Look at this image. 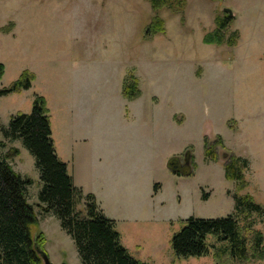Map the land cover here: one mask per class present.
Instances as JSON below:
<instances>
[{
	"label": "rangeland",
	"instance_id": "rangeland-1",
	"mask_svg": "<svg viewBox=\"0 0 264 264\" xmlns=\"http://www.w3.org/2000/svg\"><path fill=\"white\" fill-rule=\"evenodd\" d=\"M226 9L234 17L226 34L239 32L237 44H206L205 34L216 29V18L225 17ZM153 15L147 0H0V63L5 66L0 90L26 70L34 74L31 89L0 97V141L5 144L0 152L19 150L9 162L33 181L28 199L42 222L45 214L33 203L34 197L39 203L41 188L35 158L21 141H5L1 127L9 124L12 115L30 114L36 95L49 100L54 110L58 96L72 93L71 80L81 68L95 77L105 68L113 113H128L122 90L126 77L133 73L145 98L157 96L165 108L183 117L187 114L182 135L185 141L189 137L188 148L196 160L190 177H176L168 183L160 173L156 183L166 181L165 194L171 201L168 212L176 217L173 222L119 226L127 250L149 264H216L214 249L209 256L177 258L171 239L189 217L221 218L234 213L236 183L226 179L222 157L217 162L206 161V136L211 141L221 136L236 156L250 161L245 173L248 187L240 194H249L264 207V0H187L179 13L160 11L166 31L146 41ZM151 116L149 124H154L156 111ZM111 124L116 122L112 119ZM52 132L56 140L63 136L61 121L54 122ZM129 137L128 157L139 150L162 156L165 150L166 142L158 135L148 142ZM252 219L253 229L264 235V216L253 215ZM47 221L45 250L51 264H82L58 218L51 214ZM240 223L244 227L242 219ZM45 225L43 221L41 226ZM40 231L38 224L34 233ZM207 243L210 248L220 246L211 235ZM217 264H264V258L239 263L220 254Z\"/></svg>",
	"mask_w": 264,
	"mask_h": 264
},
{
	"label": "trees",
	"instance_id": "trees-1",
	"mask_svg": "<svg viewBox=\"0 0 264 264\" xmlns=\"http://www.w3.org/2000/svg\"><path fill=\"white\" fill-rule=\"evenodd\" d=\"M147 1L154 15L146 31V39L165 33L166 25L159 16L160 11L170 9L179 13L187 4V0ZM233 19L229 14L223 18L217 17L216 29L205 34L204 42L234 47L239 40V32L230 36L226 34ZM4 74L5 66L0 63V80ZM33 81L34 74L26 70L9 87L0 90V97L27 91L32 88ZM140 94L139 80L130 74L125 79L123 95L131 101ZM230 128L235 129L231 122ZM1 133L5 141H21L35 158L41 185L38 207L43 214H53L58 218L61 229L74 241L82 264H149L135 259L123 246L116 222L104 214L96 197L75 185L67 164L57 155L45 97L36 95L32 112L12 115L9 124L1 127ZM2 147L5 144L0 141ZM204 148L207 162H217L220 157L224 159L225 177L236 183V192L232 195L235 210L233 214L221 218L189 217L184 221L183 228L172 236L174 255L177 258L204 257L214 249L216 264L220 254L239 263H247L251 259L262 260L264 235L253 229L255 222L252 216H264V207L249 194H240L248 187L245 173L250 161L229 151L220 136L215 141L205 137ZM18 154L17 149L4 154L0 152V264H45L42 254L47 255L46 237L41 231L34 233L39 217L28 199V189L33 181L16 172L9 162ZM186 155L194 163L190 149ZM159 189L160 184H156L154 191ZM203 197L207 199L206 195ZM80 205H83V210H79ZM210 235L220 246H208Z\"/></svg>",
	"mask_w": 264,
	"mask_h": 264
},
{
	"label": "crops",
	"instance_id": "crops-1",
	"mask_svg": "<svg viewBox=\"0 0 264 264\" xmlns=\"http://www.w3.org/2000/svg\"><path fill=\"white\" fill-rule=\"evenodd\" d=\"M153 37L145 39L151 41ZM81 69L78 70L79 75L71 80L72 93L58 96L54 110L47 100L52 129L54 122L61 121L64 130L58 140L52 132L56 152L67 164L75 185L86 194H93L104 214L116 222L121 242L129 249L119 226L166 225L176 219L172 212H168L171 201L165 194V182L170 183L176 177L186 178L194 174L192 165L195 164L196 156L193 155L192 163L189 156L182 155L191 144L189 137L185 141L182 135L188 116L184 114L183 117L181 112L178 114L175 109L165 108L157 96H153V100L145 98L142 89L140 96L131 101L123 95L128 102V113L122 110L113 113L106 69L99 77L91 75L89 69ZM192 110L196 112V106ZM154 111L155 123L149 124ZM112 119L115 125L111 124ZM133 122L137 125H132ZM130 135L134 140L147 142L155 140V135H158L166 142L162 156L139 150L128 157L126 149ZM154 143L160 146V142ZM225 146L233 152L227 144ZM183 158L184 169L180 173L173 172L170 162ZM160 173L166 181H161L160 189L155 192L154 186L160 180ZM33 203L38 204L35 197ZM50 216L45 215L43 218L46 223L44 228L39 218V228L46 240L49 233L47 220Z\"/></svg>",
	"mask_w": 264,
	"mask_h": 264
},
{
	"label": "water",
	"instance_id": "water-1",
	"mask_svg": "<svg viewBox=\"0 0 264 264\" xmlns=\"http://www.w3.org/2000/svg\"><path fill=\"white\" fill-rule=\"evenodd\" d=\"M225 13H227L229 15H232V11L229 10V9H226ZM169 166L174 172L180 173L179 167H178V165H175L174 161L170 162ZM42 257H43V260H44L45 264H51V262H50V260H49V258H48V256L46 254L43 253Z\"/></svg>",
	"mask_w": 264,
	"mask_h": 264
},
{
	"label": "flooded vegetation",
	"instance_id": "flooded-vegetation-1",
	"mask_svg": "<svg viewBox=\"0 0 264 264\" xmlns=\"http://www.w3.org/2000/svg\"><path fill=\"white\" fill-rule=\"evenodd\" d=\"M181 161H182V163H181ZM183 161H184V158H183V160H174L175 165H178L180 171L184 169V162Z\"/></svg>",
	"mask_w": 264,
	"mask_h": 264
}]
</instances>
